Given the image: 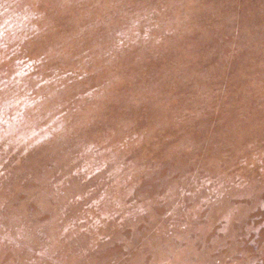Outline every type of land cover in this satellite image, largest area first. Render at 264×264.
Listing matches in <instances>:
<instances>
[{"label": "rangeland", "instance_id": "374dc122", "mask_svg": "<svg viewBox=\"0 0 264 264\" xmlns=\"http://www.w3.org/2000/svg\"><path fill=\"white\" fill-rule=\"evenodd\" d=\"M0 264H264V0H0Z\"/></svg>", "mask_w": 264, "mask_h": 264}]
</instances>
